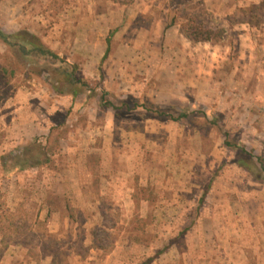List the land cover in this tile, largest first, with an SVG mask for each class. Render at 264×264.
<instances>
[{"label":"rangeland","instance_id":"obj_1","mask_svg":"<svg viewBox=\"0 0 264 264\" xmlns=\"http://www.w3.org/2000/svg\"><path fill=\"white\" fill-rule=\"evenodd\" d=\"M257 19L264 0H0L62 56L0 42V264H264V179L225 142L262 170Z\"/></svg>","mask_w":264,"mask_h":264},{"label":"trees","instance_id":"obj_2","mask_svg":"<svg viewBox=\"0 0 264 264\" xmlns=\"http://www.w3.org/2000/svg\"><path fill=\"white\" fill-rule=\"evenodd\" d=\"M260 8L259 5L253 4L252 6L249 7L246 11L256 10ZM261 21L264 23V19L256 20V24H260ZM114 32H111L109 38L107 39L108 42V47L106 49V52L102 58V61L106 59L108 51H109V44L111 40V36L113 35ZM215 34V35H214ZM209 30V31H204L202 28H196L193 32V38L195 41H200V40H211L216 36H222L224 34V30L220 29L218 32H214ZM0 42H3L4 44L10 46V47H19V49L26 55L34 54L40 58H43L45 60H49L52 63H57L59 60L62 59V56L55 52L52 48L48 47L38 36L35 34H32L28 30H20L14 33H7L3 28L0 27ZM69 63L71 66V70L69 67H58L56 70H61L59 75L63 78V81L69 82L73 85V88L71 89V92L74 96L78 95L80 92V88L78 87V83L80 85H84L86 87H89V84L87 82H84L81 79H78L75 77V65L72 64L69 61H62ZM74 66V67H73ZM57 90L58 88L55 87ZM59 91V90H58ZM105 105L110 106V107H116L112 102L107 101L105 102ZM163 107L156 106L153 108H148L149 110H152L158 114H165V112L162 109ZM190 112L188 110H183L179 113L178 116L174 115H169V117L173 120H180L181 118H186L188 117ZM227 136V133H225ZM226 145L230 147H234L238 151V157L236 159V162L239 166L247 169L254 175L257 179H264V163L263 160L258 157L259 162L261 163L262 170H260L259 166L257 165L256 161L254 160V155L248 151V149L242 145V144H234L228 140L225 141ZM40 162H34L31 160L29 163L30 166H35L38 165ZM154 259V256L148 257L142 264H150L152 260Z\"/></svg>","mask_w":264,"mask_h":264}]
</instances>
